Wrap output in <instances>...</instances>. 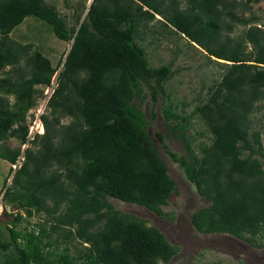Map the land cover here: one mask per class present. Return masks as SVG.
Instances as JSON below:
<instances>
[{
	"label": "trees",
	"instance_id": "1",
	"mask_svg": "<svg viewBox=\"0 0 264 264\" xmlns=\"http://www.w3.org/2000/svg\"><path fill=\"white\" fill-rule=\"evenodd\" d=\"M261 1L91 0L74 7L69 21L45 0H0V159L11 164L2 197L18 210L9 236L0 231V264H166L178 253L159 228L109 200L163 216L177 192L143 110L150 95L157 116L159 93L167 98L159 106L167 134L185 152L172 150L161 132L154 137L207 202L193 211L192 224L264 246V123L256 129L252 120L264 108V28L258 16H243ZM30 16L71 41L55 64L11 36ZM153 20L163 29L151 33L172 31L222 68L189 113L164 88L171 64L151 66L140 43ZM44 87L43 132L31 136L27 113ZM193 117L203 132L189 131ZM206 133L210 140L196 143ZM8 139L18 146L4 145ZM36 215L44 219L17 228Z\"/></svg>",
	"mask_w": 264,
	"mask_h": 264
},
{
	"label": "rangeland",
	"instance_id": "2",
	"mask_svg": "<svg viewBox=\"0 0 264 264\" xmlns=\"http://www.w3.org/2000/svg\"><path fill=\"white\" fill-rule=\"evenodd\" d=\"M49 4L57 7L63 15H69L68 20L71 21V15L74 14V7H78L80 3L89 5L91 0H45ZM86 9L83 10V15ZM254 14L259 17L258 25L264 28V1L253 5L249 12H244L243 16L248 17ZM158 18V16H156ZM158 21L149 22V28L142 29L141 35L144 37L140 43L144 47L149 64L151 66H160L163 64H171L174 71L173 76L166 81L164 88L166 93L170 94L171 100L178 105L177 110L182 113H189L196 104L199 97H203L214 80L220 77L222 68L208 60L199 46H192L186 42L184 37H180L172 31L165 30V36L158 33H151L153 29H161ZM244 27L239 25L233 34L241 32ZM150 29V30H149ZM163 29V28H162ZM15 39L27 43L32 42L35 47L41 50L50 58L53 64L57 62L61 55L67 52L71 41H63L55 36L51 28L47 24L41 22L35 17H26L25 20L18 25L11 33ZM40 88L43 86H39ZM145 91L149 93V89L145 87ZM50 89L43 88L45 97L37 98L36 105L27 113L26 123L28 124V134L33 136L35 133H42L43 126L40 121V114L46 109V101ZM150 95L148 96L143 110L148 119V132L154 138V143L158 149V153L165 161L168 172L176 184V193H172L168 198V203L162 206L165 215L159 216L155 212L146 207L130 204L116 198L110 197V202L115 208L139 216L147 221L148 225H154L159 228L166 238L179 247L178 253L166 264H264V246L254 247L248 242L241 240L229 234L209 233L205 234L198 231L191 222V215L194 210L201 206L207 205V202L197 192L193 183L187 180L183 169L166 154L159 140L154 137L156 131L164 135L165 143L178 154L185 152V148L181 139L174 134H167V128L163 122V116L160 114V104L166 97L158 94V104L155 110L157 116L154 118L150 114ZM13 101V96H10ZM261 105V104H257ZM264 108H260L252 115L253 127L260 129L264 123ZM192 129L189 131L203 132L204 125L197 117L191 118ZM209 134L200 135L197 141H209ZM4 145L14 148L18 146L16 139H8ZM26 145H22L24 148ZM11 164L0 159V231L5 236H9L7 229L12 215L18 211L14 205L6 204L3 201V184L8 175ZM14 167V166H13ZM11 176L7 180V185L11 181ZM22 215L24 212L19 210ZM44 219L43 215H36L26 218L19 225L18 229L25 226L32 227L38 221ZM78 248L83 245L76 242ZM64 244L60 245V250ZM69 252L73 254L72 247Z\"/></svg>",
	"mask_w": 264,
	"mask_h": 264
},
{
	"label": "water",
	"instance_id": "3",
	"mask_svg": "<svg viewBox=\"0 0 264 264\" xmlns=\"http://www.w3.org/2000/svg\"><path fill=\"white\" fill-rule=\"evenodd\" d=\"M159 17V15H157ZM197 46V45H196Z\"/></svg>",
	"mask_w": 264,
	"mask_h": 264
}]
</instances>
